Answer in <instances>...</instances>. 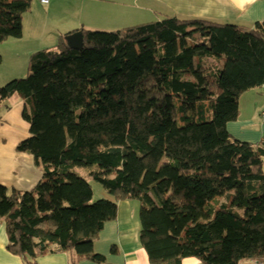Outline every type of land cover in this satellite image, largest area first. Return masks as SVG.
Returning a JSON list of instances; mask_svg holds the SVG:
<instances>
[{
    "label": "trees",
    "instance_id": "obj_1",
    "mask_svg": "<svg viewBox=\"0 0 264 264\" xmlns=\"http://www.w3.org/2000/svg\"><path fill=\"white\" fill-rule=\"evenodd\" d=\"M32 3L0 0V42L23 37ZM81 30L83 48L63 37L31 55L26 77L0 86V104L26 98L30 136L17 150L43 172L31 190L0 183L8 249L104 261L96 238L119 200L136 199L151 264L264 260V143L227 128L240 96L264 85V22L244 29L171 15ZM78 166L114 198L94 201ZM220 196L226 201L212 204Z\"/></svg>",
    "mask_w": 264,
    "mask_h": 264
},
{
    "label": "crops",
    "instance_id": "obj_2",
    "mask_svg": "<svg viewBox=\"0 0 264 264\" xmlns=\"http://www.w3.org/2000/svg\"><path fill=\"white\" fill-rule=\"evenodd\" d=\"M129 1L51 0L47 6L38 4L37 14L27 25L33 32L29 40L32 42L31 46L35 48L29 55L30 59L34 52L47 48H39V46L47 42L48 34H51L50 38L57 45L60 39L69 33L84 28L91 29L89 26L94 20H99L98 15L102 17L98 10L105 9V2H108L106 8L111 6L109 3L119 6L118 11L112 6L106 18L102 17L100 24L105 25L119 24L129 18L126 10H129V5L132 4L143 12L142 15H153L157 18L155 20L171 15L186 18L200 17L221 23L237 24L244 29H251L255 23L264 22V0H133L131 4ZM31 11L32 6L29 13ZM34 11L35 8L33 13ZM23 31V36H26L25 24ZM55 35H60L59 42ZM249 91H252V95L263 107L258 110L257 104L250 100L252 108L249 107L246 112L253 114H244L242 98ZM249 91L240 96V114L236 120L227 124V128L235 139L260 143L264 140V85ZM26 105V98L19 95L10 99L8 104L0 105V183L8 188L19 190L34 188L41 180L43 173L41 165L36 162L32 154L17 150L18 143L30 136V125L23 118ZM256 109L262 113V118L259 120L254 119ZM132 202L134 199L119 200L117 218L109 221L96 238L95 251L106 256V259L101 262L58 248L36 256L16 254L8 249L7 223L6 219L0 216V264H151L148 253L140 241L141 224L139 213L134 208L138 205L140 207V203L136 202L137 204L134 205ZM114 246L117 248L116 251H113ZM252 263L253 260H246L241 264ZM180 264H202V262L196 257H186Z\"/></svg>",
    "mask_w": 264,
    "mask_h": 264
},
{
    "label": "rangeland",
    "instance_id": "obj_3",
    "mask_svg": "<svg viewBox=\"0 0 264 264\" xmlns=\"http://www.w3.org/2000/svg\"><path fill=\"white\" fill-rule=\"evenodd\" d=\"M132 2H133V0H130L129 4H131ZM38 4L41 6V3L39 0H34L33 4H32V11L30 13L27 12L24 14V24H25L26 36H23L21 38H13L12 37V38H9L8 41L6 40V41L0 42V55L2 57V60L0 61V86L5 85L7 82H9L15 78L26 77L30 72L29 68H30L31 59H30L29 55L31 52L34 51L35 48H34V46H31L32 42H30V40H29L30 36H31L30 34L33 32L30 31V27L29 26L27 27V25H28L29 21L35 16V14H37L36 6ZM109 4H111V6H109L108 8H106L108 6V2H105V6H106L105 9L99 8V10H98L99 14H101L102 17L106 18L107 13L113 7H116V9L118 11L117 7H119V6H117V4H116V6L115 5L113 6L112 3H109ZM47 5H49V4H46V6ZM34 8H35V11L33 13ZM126 13L129 14L128 15L129 18H127L126 20H123V22H121L119 24L111 23V24H106V25L100 24L103 18L102 17L100 18V15H98L99 20H94L92 25L89 27L93 30H96L98 28V26L101 25V26H99L98 30L112 31V30H117V29H121V28L128 27L131 25H136V24H140L143 22L152 21V20L157 19L153 15H151V16L142 15L143 12H141L140 9H137L134 6V4L129 5V10H126ZM148 17H152V18H148ZM91 29H89V30H91ZM48 35H49V39L47 40V42L45 44H43V46H39V48L40 47H52L53 45H55L54 40L50 38L51 34H48ZM55 36H56L57 41L59 42V36L60 35H55ZM60 40H62V38ZM250 90H252V89H250ZM251 92L252 91L247 92L244 95V97L242 98V110H243L244 114H253L252 112H246L249 109V107L252 108V104H250V100L255 105L257 104L256 107H258L257 108L258 110L262 109V107H263L257 101L256 97H254V95H252ZM9 101H10V99H8L2 103L5 105V103L8 104ZM9 107H11V106H9ZM257 109H256V113L254 115V119L258 118V120H259V118H262V113L258 112ZM260 113H261V115H260ZM261 130H263V129L261 128ZM260 143H264V140L260 141ZM255 144H257V143H255ZM258 144H259V142H258ZM262 160H263V171H264V156H263ZM88 169H89V167L78 166L76 168V171L79 172L81 175L87 176L88 175L87 174ZM88 178L91 180V183L93 185V189H94L93 200L94 201L101 199V198H108V199L114 198L113 195L110 194L100 183L91 179L90 177H88ZM135 200L136 199H134V202H132L134 205L137 204L136 203L137 201H135ZM225 201H226V197L220 196L217 199H215L212 204L220 205L221 203H224ZM134 208L139 213V211H140L139 205L134 207Z\"/></svg>",
    "mask_w": 264,
    "mask_h": 264
},
{
    "label": "water",
    "instance_id": "obj_4",
    "mask_svg": "<svg viewBox=\"0 0 264 264\" xmlns=\"http://www.w3.org/2000/svg\"><path fill=\"white\" fill-rule=\"evenodd\" d=\"M65 39L69 48L81 49L84 46V33L82 30L67 34Z\"/></svg>",
    "mask_w": 264,
    "mask_h": 264
},
{
    "label": "built area",
    "instance_id": "obj_5",
    "mask_svg": "<svg viewBox=\"0 0 264 264\" xmlns=\"http://www.w3.org/2000/svg\"><path fill=\"white\" fill-rule=\"evenodd\" d=\"M40 2L44 5H46V4H50L51 0H40ZM263 116H264V114H263ZM252 264H264V260L255 259V260H253Z\"/></svg>",
    "mask_w": 264,
    "mask_h": 264
}]
</instances>
